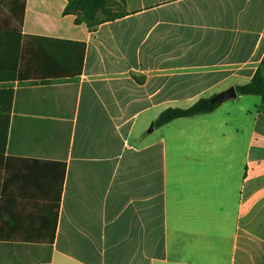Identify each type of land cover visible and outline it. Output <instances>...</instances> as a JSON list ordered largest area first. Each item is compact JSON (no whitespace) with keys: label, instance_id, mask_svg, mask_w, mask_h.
Listing matches in <instances>:
<instances>
[{"label":"crops","instance_id":"crops-1","mask_svg":"<svg viewBox=\"0 0 264 264\" xmlns=\"http://www.w3.org/2000/svg\"><path fill=\"white\" fill-rule=\"evenodd\" d=\"M8 3L0 264H264L261 97L154 127L250 82L264 0H113L126 15L91 29L64 14L68 0H26L19 55ZM32 35L84 43L81 75Z\"/></svg>","mask_w":264,"mask_h":264},{"label":"trees","instance_id":"trees-1","mask_svg":"<svg viewBox=\"0 0 264 264\" xmlns=\"http://www.w3.org/2000/svg\"><path fill=\"white\" fill-rule=\"evenodd\" d=\"M9 7V15L3 19V27L9 28L12 20V31L18 32V55L20 53V31L24 23L26 0H7ZM124 1V0H120ZM112 0H68L65 15H76V23H85L88 27L94 28L101 22L115 20L123 17L124 12H116L112 9ZM30 38L45 53L48 54L51 61L58 67L63 68L74 78L81 75L83 71L85 44L82 42L63 40L58 38H50L45 36L32 35ZM16 63L14 64V66ZM14 68V67H13ZM13 69V71H15ZM15 73V72H13ZM15 74L0 76L2 81H14ZM238 95H252L261 97V105L264 109V56L258 66L255 74L250 82L236 87ZM15 92L11 86L0 88V185L3 171V159L5 152L9 148V130H10V112L14 101ZM219 106L218 103H211L210 99L203 98L196 102L193 106L182 108H169L163 111L154 122V127H161L175 119L189 118L200 114L211 113ZM8 260L9 252L0 251V258ZM32 261H26L22 264H30Z\"/></svg>","mask_w":264,"mask_h":264},{"label":"water","instance_id":"water-1","mask_svg":"<svg viewBox=\"0 0 264 264\" xmlns=\"http://www.w3.org/2000/svg\"><path fill=\"white\" fill-rule=\"evenodd\" d=\"M236 97H237V91L233 86H231L228 89L224 90L223 92H220V93L216 94L215 96H213L210 99V102L222 104V103H225L227 101L233 100Z\"/></svg>","mask_w":264,"mask_h":264},{"label":"rangeland","instance_id":"rangeland-1","mask_svg":"<svg viewBox=\"0 0 264 264\" xmlns=\"http://www.w3.org/2000/svg\"><path fill=\"white\" fill-rule=\"evenodd\" d=\"M112 1H113V0H112ZM112 9H113L114 11L118 12L117 10H115V9L113 8V4H112Z\"/></svg>","mask_w":264,"mask_h":264}]
</instances>
